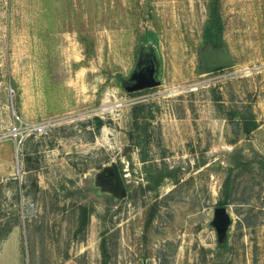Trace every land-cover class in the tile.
<instances>
[{"label":"rangeland","instance_id":"obj_1","mask_svg":"<svg viewBox=\"0 0 264 264\" xmlns=\"http://www.w3.org/2000/svg\"><path fill=\"white\" fill-rule=\"evenodd\" d=\"M209 3L0 0V264H264V0H221L235 65L201 75Z\"/></svg>","mask_w":264,"mask_h":264},{"label":"trees","instance_id":"obj_2","mask_svg":"<svg viewBox=\"0 0 264 264\" xmlns=\"http://www.w3.org/2000/svg\"><path fill=\"white\" fill-rule=\"evenodd\" d=\"M224 30L225 25L221 13V0H210L209 20L203 31V38L206 45H211L214 48L224 46ZM156 115V111L153 109L152 104H137L132 109L133 124L130 132L132 144L140 149L141 159L145 163L144 169L146 172V180L148 182L147 185L153 191L158 190L167 178L175 177L177 171L169 166L159 167L149 154V147L153 141L152 127L154 126ZM100 126L101 122H99L98 127ZM256 128L257 123L250 120L246 123L244 130L246 133H250ZM262 165L264 167V163H262ZM229 178L225 183L227 189L230 188ZM227 203V200H224L221 202V205H226ZM101 253L103 257L101 264H109V249L105 240L101 245Z\"/></svg>","mask_w":264,"mask_h":264},{"label":"water","instance_id":"obj_3","mask_svg":"<svg viewBox=\"0 0 264 264\" xmlns=\"http://www.w3.org/2000/svg\"><path fill=\"white\" fill-rule=\"evenodd\" d=\"M235 65V61L232 59L228 48L222 46L220 48H214L208 45L204 52V60L201 68L198 70V74H209L215 71H219L225 68H230ZM154 82L150 80L141 81L135 85L136 90L152 87ZM112 176L116 179L121 192L125 195L126 188L123 179L120 175L118 167L114 166L111 170ZM227 208L222 206L216 209L215 224L219 231H222L228 224Z\"/></svg>","mask_w":264,"mask_h":264}]
</instances>
